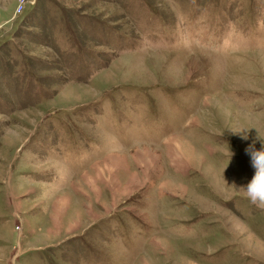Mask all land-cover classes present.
<instances>
[{
    "label": "rangeland",
    "instance_id": "obj_1",
    "mask_svg": "<svg viewBox=\"0 0 264 264\" xmlns=\"http://www.w3.org/2000/svg\"><path fill=\"white\" fill-rule=\"evenodd\" d=\"M264 0H0V264H264Z\"/></svg>",
    "mask_w": 264,
    "mask_h": 264
},
{
    "label": "clouds",
    "instance_id": "obj_2",
    "mask_svg": "<svg viewBox=\"0 0 264 264\" xmlns=\"http://www.w3.org/2000/svg\"><path fill=\"white\" fill-rule=\"evenodd\" d=\"M260 148L255 147V142L249 146L252 166L255 173L246 186H243L249 201L260 209H264V140Z\"/></svg>",
    "mask_w": 264,
    "mask_h": 264
}]
</instances>
